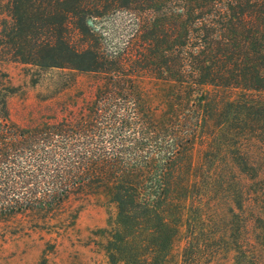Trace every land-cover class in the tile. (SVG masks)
<instances>
[{
	"label": "trees",
	"instance_id": "16d2710c",
	"mask_svg": "<svg viewBox=\"0 0 264 264\" xmlns=\"http://www.w3.org/2000/svg\"><path fill=\"white\" fill-rule=\"evenodd\" d=\"M115 12L131 27L108 50L93 23ZM5 63L66 80L22 124L0 84V222L64 232L103 195L108 264H173L181 241L199 264L226 238L255 264L239 251L258 225L264 254V0H0ZM212 195L234 229L202 238Z\"/></svg>",
	"mask_w": 264,
	"mask_h": 264
},
{
	"label": "rangeland",
	"instance_id": "374dc122",
	"mask_svg": "<svg viewBox=\"0 0 264 264\" xmlns=\"http://www.w3.org/2000/svg\"><path fill=\"white\" fill-rule=\"evenodd\" d=\"M93 27L99 38H103L104 47L112 50L115 44H121L120 40L128 38L130 16L124 12H115L104 19L95 20ZM64 75V72H44L18 63L1 64L0 84L14 90L8 100L12 120L22 124L31 121L32 117H39L36 107L50 104L49 101L40 100L50 96L61 82H65ZM77 80L76 89L87 88L90 84V80L84 76ZM225 198L212 195L206 203L209 210L216 200L222 207L219 212L210 215L211 222L201 225L205 234L202 238L220 233L227 236L230 234L229 229H234L235 219L226 213ZM78 205L80 204L72 203L73 208ZM114 214V206L108 204L105 196L98 195L82 202L73 226L64 232L55 233L33 227L38 223L36 221H40L35 216L16 217L0 222V264H108L104 251L106 236L103 232L107 229L110 216ZM262 230V225L251 229L249 245L239 249V252L245 251L247 260L254 259L255 264H264V254H261L259 246ZM236 235L235 233L234 237ZM226 239L220 242L210 241L202 245L200 251L193 250L196 258L199 257L197 254L202 257L199 264H236L234 259L238 247L232 245L230 239ZM184 246V241L176 246L172 253L173 264H184L181 255Z\"/></svg>",
	"mask_w": 264,
	"mask_h": 264
}]
</instances>
